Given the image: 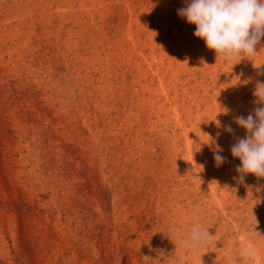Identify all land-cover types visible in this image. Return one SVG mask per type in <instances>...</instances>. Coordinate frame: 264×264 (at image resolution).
<instances>
[{"label":"rangeland","instance_id":"rangeland-1","mask_svg":"<svg viewBox=\"0 0 264 264\" xmlns=\"http://www.w3.org/2000/svg\"><path fill=\"white\" fill-rule=\"evenodd\" d=\"M16 1L0 0V264H200L212 255L221 258L231 249L262 241L264 178L249 173L240 182L236 167L241 162L231 155V147L247 135L234 118L264 107L253 95L256 83L264 82V37L256 56L232 62L193 35L189 60H178L173 67L169 62L156 64L149 73L135 71L147 76L141 80L126 75L130 59L135 61L130 51L121 56L100 48L99 56L84 52L90 24H117L125 3L129 7L134 0H52L51 14L42 10L44 0H23L19 6ZM81 1L87 2L84 11ZM148 2L147 11L159 13L160 19L165 6L173 4L161 0L151 7ZM190 2L175 0L176 11ZM181 20L194 34L195 25L170 15L168 35L178 26L183 36ZM68 30L73 38H65ZM76 45L82 51H75ZM154 74L160 83L151 82ZM165 99L167 105L161 108ZM227 125L234 134L224 131ZM217 148L227 158L219 167L214 160ZM197 170H203L204 188L215 177L219 188L215 198L209 197L213 211L196 223L206 225L214 238L192 250L179 244L194 223L186 204L190 199L182 200L180 192L190 188V182L182 185L178 176L191 173L194 178ZM223 190H231L227 203L237 200V213L229 209L228 218L216 216ZM262 257L255 251L247 263L264 264Z\"/></svg>","mask_w":264,"mask_h":264},{"label":"bare ground","instance_id":"bare-ground-1","mask_svg":"<svg viewBox=\"0 0 264 264\" xmlns=\"http://www.w3.org/2000/svg\"><path fill=\"white\" fill-rule=\"evenodd\" d=\"M45 2L41 1L40 3H44V5H40L42 6V10H45L46 12L48 11L49 14L50 13V4L52 3V0H44ZM49 1V2H48ZM54 1V0H53ZM57 3H60L61 1L59 0H55ZM100 1V3H105L107 2L106 0H98ZM129 1V0H128ZM149 0H147L146 2L142 1V0H134L133 3H131V5L128 7L129 2L125 3V9L124 12H121L122 14L119 15V19L117 24H106V25H98V23H91L89 29L92 30V34L90 36H85L88 43H89V47H87V50L84 49L85 53H89L94 55H100V51L99 48L103 51L106 52V50H109V53H113L114 55L117 53L118 55H120V52H129L130 55H132L135 57V61L131 62L132 59H130L129 63H130V70L129 72H127V76L130 75V77L135 78L134 75L140 77L141 80H146L147 76H140L137 75L135 71H145L148 72L150 69H152L153 67H155V65H159L161 67L166 66L165 64L167 62H169L170 67H173L178 60L181 61H185V60H189V56L190 53L192 51H194V46L192 45V37L194 34H192V30L190 28H188V26L185 24L186 22L184 20L179 21V25L183 27L184 29V34L183 36H179L178 32H177V28L178 26H174L173 28V33L172 35H168V20H169V16L173 15L174 17L176 16L180 18V16H178V13L176 11V3L175 0L173 1L172 6H169L168 8L165 6V13L162 19H160L158 17L159 13H150L147 11V2ZM20 2H23V0H17L15 2V5L19 6ZM158 2H161V0H151L148 3L151 5V7H154L156 4H159ZM27 2H25L26 4ZM29 3V1H28ZM27 3V4H28ZM63 4V2H61ZM13 4V3H12ZM72 7L74 6L75 2H71ZM80 9H83V11L85 10V7L87 6V2L86 1H81L80 3ZM96 2L94 1L92 3V11L95 9H93V7L95 6ZM37 5V4H36ZM103 5V4H102ZM160 5V4H159ZM163 5V4H162ZM38 7V6H37ZM161 7V6H160ZM27 10H31V8L29 7L26 8ZM1 10V8H0ZM26 10V12H27ZM37 10V9H36ZM90 10V9H88ZM86 10V11H88ZM139 11L138 14L136 13V11ZM152 10V9H151ZM162 10V9H161ZM25 11V10H24ZM69 11V10H68ZM80 11V10H79ZM85 11V12H86ZM7 12V11H6ZM33 12V11H32ZM73 12V10H72ZM71 12V13H72ZM75 12V11H74ZM90 12V11H88ZM28 13V12H27ZM2 14V13H1ZM14 14V11H13ZM57 16L63 17V13H60V11L57 12ZM90 14V13H89ZM26 15V14H25ZM163 15V14H162ZM11 16V15H10ZM21 16V15H20ZM85 16V15H84ZM91 16V15H90ZM23 17V16H22ZM86 17V16H85ZM21 18V17H20ZM25 18V17H23ZM13 19V18H12ZM76 20H80V18H75ZM184 19V18H183ZM20 20V19H19ZM24 20V19H22ZM85 21V20H84ZM24 22H26L24 20ZM63 22V21H62ZM185 22V23H184ZM184 23V24H183ZM162 24V31L159 32L158 30V26H160ZM84 26V25H83ZM89 26V25H88ZM60 27L63 29V25H60ZM59 27V28H60ZM85 27V26H84ZM192 27V25H191ZM58 28V27H57ZM123 28L120 31H117L118 29ZM134 28H137L136 30H134ZM126 30V31H125ZM57 31V30H56ZM113 32V33H112ZM113 34V36L111 37L110 34ZM194 33V32H193ZM74 34V33H73ZM73 34L71 33V30H68L67 35H65V38L67 36V38L72 37ZM82 35V34H81ZM85 37L83 36L81 38L82 42L85 40ZM73 38V37H72ZM80 40V41H81ZM197 41V40H196ZM73 42V41H72ZM174 44V45H173ZM165 48V52H163V49ZM203 48V47H202ZM75 51H79V47L76 45L75 46ZM196 49V48H195ZM82 51V49H80ZM101 51V52H102ZM210 52V51H209ZM78 54H80L78 52ZM92 54V55H93ZM204 54V53H203ZM122 55V54H121ZM120 55V56H121ZM181 55V56H180ZM194 55V54H193ZM196 55V54H195ZM110 56V54L108 55V57ZM80 57V56H79ZM82 58L84 56H81ZM202 57V56H201ZM211 57V55H210ZM249 58V57H248ZM207 59V58H206ZM209 59V58H208ZM222 59V58H221ZM211 60V59H210ZM220 62V61H219ZM218 62V64H219ZM223 62V61H222ZM234 62V61H232ZM220 65V64H219ZM236 65V64H235ZM228 66V65H226ZM145 67V68H144ZM233 68V67H230ZM168 69V68H167ZM162 70V69H161ZM165 70V69H164ZM232 71V70H231ZM235 71V70H234ZM164 72V71H163ZM227 72V71H226ZM236 72V71H235ZM149 73V72H148ZM153 73V72H152ZM160 73V72H159ZM162 73V72H161ZM194 73V72H193ZM192 73V74H193ZM142 74V73H141ZM144 74V73H143ZM146 74V73H145ZM158 74V73H157ZM225 74V73H224ZM250 74V73H249ZM125 75V76H126ZM151 75V74H150ZM159 75V74H158ZM158 75L154 74L151 78V82L156 81L158 79L159 83L162 81L161 78H156ZM163 75V73H162ZM191 75V74H189ZM239 75V74H238ZM260 75V74H259ZM163 77V76H162ZM196 77V76H195ZM127 78V77H126ZM188 78V77H187ZM190 78H192V76H190ZM198 78V77H197ZM206 81V77H204ZM228 78V77H227ZM263 78V77H262ZM216 79V78H215ZM245 79V78H244ZM135 80V79H134ZM127 81V80H126ZM211 81V79H210ZM218 81V80H217ZM226 81V80H225ZM179 82V80H178ZM188 82V81H187ZM202 82V81H201ZM132 83V82H131ZM143 82H141L142 84ZM156 83V82H155ZM196 83V82H195ZM210 83V82H209ZM125 84V83H124ZM181 84V82H180ZM134 85V84H133ZM146 85V84H145ZM154 85V83H153ZM177 85V84H176ZM196 85V84H195ZM202 85V84H201ZM200 85V86H201ZM205 85V84H204ZM141 86V85H140ZM197 86V85H196ZM199 86V87H200ZM214 86V85H213ZM137 87V86H136ZM138 88V87H137ZM214 88V87H213ZM198 89V88H197ZM211 89V88H210ZM134 90V88H133ZM172 90V89H171ZM176 90V89H175ZM180 91V89H178ZM187 90V89H185ZM209 90V89H208ZM138 91V90H137ZM148 91L147 88L142 86V92L146 93ZM154 91V90H153ZM178 91V92H179ZM202 91V90H201ZM207 91V90H206ZM246 91V90H245ZM249 91V89H248ZM251 91V90H250ZM155 92V91H154ZM177 92V91H176ZM194 92V91H193ZM192 92V93H193ZM196 92V91H195ZM203 92V91H202ZM149 93V92H148ZM197 93V92H196ZM238 93V92H237ZM136 94V93H135ZM155 94V93H154ZM166 94V93H165ZM182 94V93H181ZM189 94V93H188ZM137 95V94H136ZM174 95V94H173ZM184 95V94H183ZM191 95V94H190ZM197 95V94H196ZM221 95V94H219ZM251 95V94H250ZM249 95V96H250ZM151 96V95H150ZM178 96V95H177ZM185 96V95H184ZM205 96V94L203 95ZM213 96V95H212ZM244 96V95H243ZM47 97V96H46ZM134 97V95L132 96ZM142 97V96H140ZM170 97V96H169ZM187 97V96H185ZM172 98V97H171ZM198 98V97H197ZM207 98V97H206ZM216 98V97H215ZM231 98V97H230ZM162 99V98H161ZM193 99V98H192ZM228 99V98H227ZM146 100V99H145ZM164 100V99H163ZM175 100V99H174ZM181 100V98H180ZM179 100V101H180ZM195 100V99H194ZM208 100V99H207ZM210 100V99H209ZM208 100V101H209ZM221 100V99H220ZM252 100V99H251ZM134 101V100H133ZM179 101L177 103H179ZM188 101V100H187ZM191 101V100H190ZM224 101V100H223ZM166 103H163L161 106V108H163L164 106L167 105L168 100L165 99ZM176 102V101H174ZM183 102V101H181ZM200 102V101H199ZM233 102V101H232ZM237 102V101H236ZM138 103V102H137ZM142 103V102H141ZM150 103V102H148ZM185 102H183L184 104ZM202 103V102H201ZM204 103V101H203ZM226 103V102H225ZM239 103V102H238ZM246 103V102H245ZM249 103V102H248ZM142 104H146V103H142ZM142 104L139 103V105L141 106ZM152 104V103H151ZM156 104V103H155ZM160 104V103H157ZM181 104V105H183ZM198 104V103H197ZM132 105V104H131ZM134 105V104H133ZM132 105V106H133ZM147 105V104H146ZM154 105V104H152ZM174 105V104H173ZM177 105V104H176ZM201 105V104H199ZM238 105V104H237ZM251 105V104H250ZM248 105V106H250ZM225 106V105H224ZM240 106V105H239ZM243 106V105H241ZM245 106V104H244ZM261 106V105H260ZM134 107V106H133ZM142 107V106H141ZM144 107V106H143ZM218 107V106H217ZM223 107V106H222ZM127 108V107H126ZM147 108V107H146ZM156 108V107H155ZM185 108V107H184ZM187 108V107H186ZM144 109V108H143ZM192 109V108H191ZM244 108H241V110ZM140 110V109H139ZM142 110V109H141ZM145 110V109H144ZM143 110V111H144ZM190 110V109H188ZM155 111V110H154ZM229 111V110H228ZM239 111V110H238ZM248 111V110H247ZM243 112V111H242ZM121 113V111H120ZM187 113V112H185ZM145 114V113H144ZM152 114V113H149ZM160 114V113H159ZM158 114V115H159ZM189 114V113H188ZM187 114V115H188ZM228 114V113H227ZM230 114V113H229ZM232 114V113H231ZM230 114V115H231ZM235 114V113H234ZM233 114V115H234ZM238 114V113H237ZM241 114V113H240ZM245 114V113H244ZM143 115V114H142ZM190 115V114H189ZM216 115V114H215ZM224 115V114H223ZM222 115V116H223ZM155 116V115H154ZM221 116V117H222ZM247 116V115H246ZM231 117V116H229ZM200 118V117H199ZM202 118V117H201ZM215 119V118H214ZM231 119V118H230ZM229 119V120H230ZM198 120V118H197ZM232 121V120H231ZM194 122V121H193ZM200 122V121H199ZM234 122V121H233ZM196 125V124H195ZM216 125V123H215ZM218 125V124H217ZM185 126V125H184ZM194 127V126H193ZM217 128V127H216ZM177 129V128H176ZM199 129V128H198ZM201 130V129H200ZM239 130V129H238ZM237 130V131H238ZM196 131V130H195ZM161 132V131H160ZM159 132V133H160ZM185 132V131H184ZM197 132V131H196ZM235 132V131H234ZM242 132V131H241ZM200 133V132H199ZM228 133V132H227ZM188 134V133H187ZM197 134V133H196ZM136 136V135H135ZM187 136V135H186ZM193 136V135H192ZM231 136V135H230ZM187 138V137H185ZM200 138V136H199ZM208 138V137H207ZM202 139V138H201ZM228 139V137H227ZM205 140V139H204ZM215 141V140H214ZM175 142V141H174ZM176 144V143H175ZM187 148L188 150L191 149V143L190 141H188L187 143ZM201 144V143H200ZM218 145V144H217ZM170 148V146H169ZM203 149V148H202ZM177 150V149H176ZM173 151V150H172ZM198 151V150H197ZM203 152V151H202ZM174 153V152H173ZM178 153V152H177ZM169 155V154H168ZM178 155V154H177ZM153 156V155H152ZM196 158V157H195ZM188 159L189 161H192V156L188 155ZM198 159V158H197ZM194 160V159H193ZM199 161V160H198ZM208 161H206L207 163ZM210 162V161H209ZM194 163V162H193ZM211 163V162H210ZM167 164V163H166ZM189 164V162H188ZM198 164V163H197ZM202 164V163H201ZM212 165V164H211ZM193 166V164H192ZM233 166V165H232ZM209 167V166H207ZM206 167V168H207ZM223 167V166H222ZM193 169H195V167H193ZM198 169V168H197ZM213 171V170H212ZM190 172V171H189ZM197 176L196 177H192L190 174L191 173H185V177L183 176H178V180L182 185H185L186 183L190 182L191 187L188 189H180V192L183 193V198H189L191 200H189V204L186 203L188 205L187 209L188 211H190L191 215L193 216L192 221L194 224L196 223H200L201 221H204V217L206 216L207 213H211L213 211V203H212V199L211 198H215L216 194L218 190V186H219V180L217 177H215L214 183H210V186H205L206 181L202 178L204 177L203 175V170H197ZM236 173V172H235ZM216 175V174H215ZM239 176V175H238ZM255 176V175H254ZM206 178V177H205ZM239 178V177H238ZM257 178V177H256ZM253 180V178H251ZM177 180V179H176ZM215 181H218V183H215ZM237 181V180H236ZM250 181V180H249ZM260 181V179H259ZM213 182V181H212ZM234 182V181H233ZM248 182V181H247ZM250 183V182H249ZM189 184V183H188ZM246 184V183H245ZM258 184V183H256ZM179 185V184H178ZM253 185V184H252ZM251 185V186H252ZM255 185V184H254ZM165 186V185H164ZM168 186V185H167ZM177 186V185H176ZM229 186V185H228ZM244 186V185H243ZM178 187V186H177ZM180 187V186H179ZM185 187V186H184ZM240 187V186H239ZM245 187V186H244ZM254 187V186H252ZM170 188V187H169ZM238 188V187H237ZM251 188V187H250ZM206 189V191L204 190ZM242 189V186H241ZM248 189V187L246 188ZM252 189V188H251ZM264 189V188H263ZM178 190V189H177ZM236 190V189H235ZM240 190V189H239ZM243 190V189H242ZM179 191V190H178ZM224 192V199H222L221 197V201L223 202V204H221L218 207H215L217 210V215L222 216L223 218L227 217L228 218V211L229 209H231V213L236 209V205H237V200H232V202H228L227 200L230 199V194H231V190L229 191V193H226V190H223ZM234 191V190H233ZM245 191V190H244ZM249 191V190H248ZM253 191V190H252ZM165 192V190H164ZM174 193V191H173ZM236 193V192H235ZM249 193V192H248ZM260 193V192H259ZM166 194L168 195V197L172 200V195L169 192V194L166 192ZM257 194V193H255ZM243 195H245V193H243ZM174 196V195H173ZM177 196V195H176ZM211 196V198H209ZM239 196V195H238ZM256 196V195H255ZM165 197V196H164ZM180 196L177 197L178 200H180L181 198ZM230 197V198H229ZM236 197V196H235ZM251 198V197H250ZM253 198V197H252ZM259 198V197H258ZM217 199V198H216ZM249 199V198H247ZM254 199V198H253ZM176 200V199H174ZM215 200V199H214ZM213 200V202H214ZM240 200V199H239ZM168 201V200H167ZM197 201V203L199 205H197L196 207H193L195 202ZM220 201V200H219ZM220 201V202H221ZM245 202L247 200H244ZM249 201V200H248ZM172 202V201H171ZM255 202V201H254ZM179 203V202H178ZM185 203V202H184ZM216 203V202H215ZM227 203V204H226ZM243 203V202H241ZM264 203V202H263ZM182 204V203H181ZM248 204V203H247ZM253 204V203H252ZM172 205V204H171ZM186 205V206H187ZM218 205V204H217ZM200 206H204L203 209L200 208ZM226 206H228V208H226ZM239 206V205H238ZM171 207V206H170ZM176 207V206H175ZM248 207V206H247ZM263 207V206H261ZM260 207V208H261ZM168 208V207H167ZM242 208V207H240ZM249 208V207H248ZM254 208V207H253ZM244 209V208H242ZM250 209V208H249ZM257 209V208H256ZM255 209V211H256ZM262 209V208H261ZM180 211H183L182 209ZM252 211V210H251ZM259 211V210H258ZM263 211V210H262ZM236 212V210H235ZM246 212V211H244ZM254 212V211H252ZM185 213V212H184ZM230 213V214H231ZM237 213V212H236ZM240 213V212H239ZM241 214V213H240ZM246 214V213H245ZM257 214V213H256ZM186 215V214H184ZM209 215V214H208ZM213 215V214H212ZM232 215V214H231ZM234 215V214H233ZM237 215V214H236ZM263 215V214H262ZM210 216V215H209ZM214 216V215H213ZM230 216V215H229ZM256 216V215H255ZM201 217V218H200ZM218 217V216H217ZM240 217V216H238ZM246 217V216H245ZM244 217V218H245ZM259 217V216H258ZM204 218V219H203ZM215 218V217H214ZM222 218V219H223ZM256 218V217H255ZM231 219V218H230ZM241 219V218H240ZM254 219V218H253ZM213 220V219H212ZM233 220V219H232ZM236 220V219H235ZM234 220V221H235ZM257 220V219H256ZM255 220V221H256ZM211 221V220H210ZM209 221V222H210ZM243 221V220H242ZM226 222V221H225ZM238 222V221H237ZM240 222V221H239ZM238 222V223H239ZM250 222H253L252 220ZM184 223V222H183ZM208 223V222H207ZM243 223H245V221H243ZM248 223V221H247ZM186 224V223H185ZM214 224V222H213ZM263 224V223H262ZM247 225V224H246ZM244 225V226H246ZM203 226H206L203 224ZM208 227V226H207ZM211 227V226H210ZM237 229V228H236ZM258 229V228H257ZM256 229V230H257ZM262 229V228H261ZM255 230V232H256ZM224 231V230H223ZM236 231V230H235ZM258 231V230H257ZM237 232V231H236ZM263 233V232H262ZM251 235V234H250ZM247 237V236H246ZM237 238V237H236ZM249 238V237H248ZM257 238V236L255 237V239ZM244 240V239H243ZM249 239H247L246 241H248ZM262 241H260L259 239L253 240V242H249L248 245L250 247H255V251L260 252L261 255H263V257L261 258L262 261L264 262V238L261 239ZM221 246V245H220ZM257 246V247H256ZM217 247V246H216ZM197 248V247H196ZM204 248V247H203ZM233 248V247H232ZM244 247L240 248L239 250L235 251L234 249H231L228 254L224 257L219 258L218 255H210L211 257H207L204 260L200 261V264H238V260L243 259V264H248V258L246 259L242 253L244 251ZM193 250V249H192ZM215 251V250H214ZM202 252V251H201ZM206 253V252H205ZM208 254V253H207ZM206 254V255H207ZM213 254V253H212ZM198 256V255H197ZM254 257V255H253ZM250 258V257H249ZM255 263V260H254ZM199 264V263H198ZM241 264V263H240ZM252 264V263H251ZM259 264V263H258Z\"/></svg>","mask_w":264,"mask_h":264},{"label":"clouds","instance_id":"clouds-1","mask_svg":"<svg viewBox=\"0 0 264 264\" xmlns=\"http://www.w3.org/2000/svg\"><path fill=\"white\" fill-rule=\"evenodd\" d=\"M178 15L189 24L195 25L194 36L204 41L209 50L226 61L257 55V45L264 37V0H191L186 7L177 10ZM253 95L258 104H264V82H257ZM227 109L224 112L227 113ZM234 122L246 130L247 135L237 138L231 147V155L240 160L236 171L243 182L246 174L264 178V107H257L247 117L240 115ZM225 132L234 134L231 125ZM222 149L214 152V160L219 167L226 157ZM170 232L175 227L169 228ZM214 238L201 224H193L188 234L179 244L185 249L207 245ZM255 249L249 247L242 255L247 259L254 255ZM163 255V253H161Z\"/></svg>","mask_w":264,"mask_h":264}]
</instances>
